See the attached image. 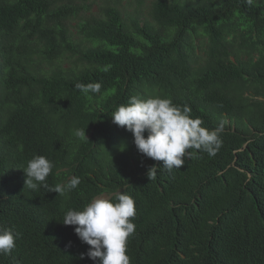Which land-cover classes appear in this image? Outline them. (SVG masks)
<instances>
[{
    "label": "trees",
    "instance_id": "trees-1",
    "mask_svg": "<svg viewBox=\"0 0 264 264\" xmlns=\"http://www.w3.org/2000/svg\"><path fill=\"white\" fill-rule=\"evenodd\" d=\"M79 10L0 0V225L20 234L0 264H98L81 258L90 246L62 220L119 190L136 201L131 264H264V0H152L149 19L104 0L75 41L67 20ZM92 82L99 93L75 87ZM133 95L187 104L208 129L225 121L221 149H191L180 169L163 170L113 123ZM34 155L54 164L49 188L73 176L78 188L26 187Z\"/></svg>",
    "mask_w": 264,
    "mask_h": 264
},
{
    "label": "clouds",
    "instance_id": "clouds-1",
    "mask_svg": "<svg viewBox=\"0 0 264 264\" xmlns=\"http://www.w3.org/2000/svg\"><path fill=\"white\" fill-rule=\"evenodd\" d=\"M251 5L253 0H247ZM75 87L85 95L99 93L101 84L77 83ZM192 108L177 105L170 98L150 96L142 98L131 96L127 103L119 105L111 114L113 123L125 127L133 134L134 144L140 154L155 161L163 162V170L172 173L185 164L191 149L206 152L215 157L223 145L221 134L225 121L221 120L215 129L203 125L200 117L191 115ZM147 132V136L145 133ZM75 136L80 140H89L86 129H77ZM54 167L46 156L34 155L23 168L26 174L25 186L38 190L41 186L49 188L47 177ZM157 175V166L148 170L150 180ZM81 183L73 176L65 184H56L49 188L59 195L75 190ZM136 201L134 197L119 190L114 197L104 194L94 197L79 210L69 209L62 223L75 226L78 238L89 245L86 255L98 264H131L127 253L128 238L135 233ZM20 234L11 227L0 225V255H10L16 247Z\"/></svg>",
    "mask_w": 264,
    "mask_h": 264
},
{
    "label": "rangeland",
    "instance_id": "rangeland-1",
    "mask_svg": "<svg viewBox=\"0 0 264 264\" xmlns=\"http://www.w3.org/2000/svg\"><path fill=\"white\" fill-rule=\"evenodd\" d=\"M58 3H69L71 2L74 5H77L80 10L79 13L75 16L70 17L67 20V25L69 30L73 33V39L76 41L80 39L81 35L77 33V25L80 20L87 19L89 17H92V15L100 16L102 15V7L104 5V0H55ZM118 7L122 9V12L124 16H137L140 17H146L149 19V12L151 8V2L152 0H145V3L141 5V9H137V6H139L138 0H116ZM195 44V53L199 55L201 58H199V61L203 60L202 55L204 54L203 46L200 43V39H194ZM69 62L64 63V65L67 67L69 66Z\"/></svg>",
    "mask_w": 264,
    "mask_h": 264
}]
</instances>
